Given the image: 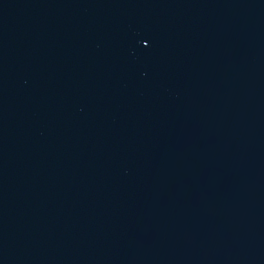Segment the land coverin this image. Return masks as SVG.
I'll return each instance as SVG.
<instances>
[{
  "label": "water",
  "instance_id": "obj_1",
  "mask_svg": "<svg viewBox=\"0 0 264 264\" xmlns=\"http://www.w3.org/2000/svg\"><path fill=\"white\" fill-rule=\"evenodd\" d=\"M0 264H264V0H0Z\"/></svg>",
  "mask_w": 264,
  "mask_h": 264
}]
</instances>
